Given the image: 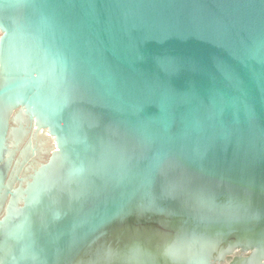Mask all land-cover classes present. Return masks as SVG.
<instances>
[{"label":"water","instance_id":"1","mask_svg":"<svg viewBox=\"0 0 264 264\" xmlns=\"http://www.w3.org/2000/svg\"><path fill=\"white\" fill-rule=\"evenodd\" d=\"M0 264H264V0H0Z\"/></svg>","mask_w":264,"mask_h":264},{"label":"flooded vegetation","instance_id":"2","mask_svg":"<svg viewBox=\"0 0 264 264\" xmlns=\"http://www.w3.org/2000/svg\"><path fill=\"white\" fill-rule=\"evenodd\" d=\"M44 140H46V139H39V141H38V148L41 149V150H42L43 148L48 149V147H51V143H48L45 147L41 148V147H40V145H41L40 143H42ZM34 143H35V142H34ZM47 158H48V156L45 155V156H44V159L46 160Z\"/></svg>","mask_w":264,"mask_h":264}]
</instances>
